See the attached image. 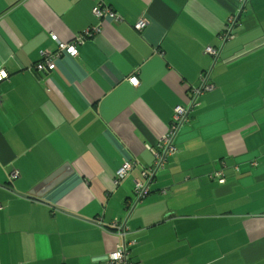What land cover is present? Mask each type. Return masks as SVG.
Here are the masks:
<instances>
[{
    "label": "crops",
    "instance_id": "crops-1",
    "mask_svg": "<svg viewBox=\"0 0 264 264\" xmlns=\"http://www.w3.org/2000/svg\"><path fill=\"white\" fill-rule=\"evenodd\" d=\"M103 5L118 20L96 18ZM242 6L0 0V264H109L115 223L133 264H264V0ZM47 59L55 69L39 70ZM204 72L213 89L136 204Z\"/></svg>",
    "mask_w": 264,
    "mask_h": 264
},
{
    "label": "built area",
    "instance_id": "built-area-1",
    "mask_svg": "<svg viewBox=\"0 0 264 264\" xmlns=\"http://www.w3.org/2000/svg\"><path fill=\"white\" fill-rule=\"evenodd\" d=\"M240 1L243 6L248 2V0H238ZM242 6V7H243ZM94 15L99 20L103 18H110L112 20H118L119 16L116 12L110 9V7H107L105 5L100 6L96 8L94 11ZM236 23L235 18L231 19L226 28V32H223L224 35L222 36V39H227L229 36H231V28ZM148 26L147 20L141 19L139 20L135 25L134 29L137 31H142ZM222 33V34H223ZM55 39V37H54ZM85 40L84 37L78 38L77 42H83ZM60 49L63 51L68 52L71 56H77L78 50L75 45H62L60 44ZM205 54L218 56V51L215 48L212 47H206L204 50ZM39 70L48 69L50 71H53L55 69L54 62H51L49 59L45 60V62L41 63L38 67ZM0 73H4L3 76H0V84L8 78V73L4 70H0ZM209 72H204L201 75L202 84L200 87L195 88L192 91V101L190 103L189 107L184 106H177L173 109L171 118H170V131L169 133L162 138V141L158 146H155L151 151L155 152V165H153L151 168L144 170L143 176L145 177V182H137L136 184V194H137V200L141 198H145L148 193L150 192V188L148 187V183L150 181V178H152L156 172L161 169L164 166L166 157L169 154H172L176 151V148L174 146V139L176 138L178 132L181 130V128L188 122V116L192 109L199 106V97L202 93L208 92L213 89V86L209 83ZM129 82L134 86L137 87L140 85L139 79L137 76H131L129 78ZM1 99V95H0ZM1 101V100H0ZM133 166L126 162L120 170L116 174V181L115 183L118 184L120 181H122L128 173L132 170ZM155 173V174H154ZM152 176V177H151ZM216 178H219V183L223 184L225 182L223 178V174L221 172H217L215 175ZM17 178V172H13L10 175L11 180H15ZM147 179V182H146ZM1 208V207H0ZM114 229H116V232L114 233V237L117 240V246L116 250L111 252L108 255V263L109 264H133L129 257H128V245H130L129 239V232L126 230L124 226H121L120 223H115L113 225Z\"/></svg>",
    "mask_w": 264,
    "mask_h": 264
},
{
    "label": "water",
    "instance_id": "water-1",
    "mask_svg": "<svg viewBox=\"0 0 264 264\" xmlns=\"http://www.w3.org/2000/svg\"><path fill=\"white\" fill-rule=\"evenodd\" d=\"M140 202V200H136V204H138Z\"/></svg>",
    "mask_w": 264,
    "mask_h": 264
},
{
    "label": "snow or ice",
    "instance_id": "snow-or-ice-1",
    "mask_svg": "<svg viewBox=\"0 0 264 264\" xmlns=\"http://www.w3.org/2000/svg\"><path fill=\"white\" fill-rule=\"evenodd\" d=\"M4 75V73H0V76H3Z\"/></svg>",
    "mask_w": 264,
    "mask_h": 264
}]
</instances>
